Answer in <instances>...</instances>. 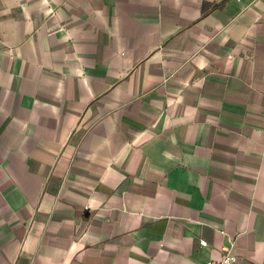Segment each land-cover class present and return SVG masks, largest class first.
Returning a JSON list of instances; mask_svg holds the SVG:
<instances>
[{
  "label": "crops",
  "instance_id": "obj_1",
  "mask_svg": "<svg viewBox=\"0 0 264 264\" xmlns=\"http://www.w3.org/2000/svg\"><path fill=\"white\" fill-rule=\"evenodd\" d=\"M223 250L264 264V0H0V264Z\"/></svg>",
  "mask_w": 264,
  "mask_h": 264
},
{
  "label": "built area",
  "instance_id": "obj_2",
  "mask_svg": "<svg viewBox=\"0 0 264 264\" xmlns=\"http://www.w3.org/2000/svg\"><path fill=\"white\" fill-rule=\"evenodd\" d=\"M198 245L199 246H204L205 245V240H198ZM236 259L235 254L230 253L226 250H223L221 255L217 260L213 259H207L201 264H233Z\"/></svg>",
  "mask_w": 264,
  "mask_h": 264
}]
</instances>
